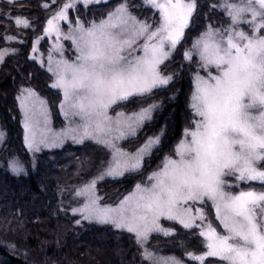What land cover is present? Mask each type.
I'll return each mask as SVG.
<instances>
[{
  "label": "snow or ice",
  "instance_id": "1",
  "mask_svg": "<svg viewBox=\"0 0 264 264\" xmlns=\"http://www.w3.org/2000/svg\"><path fill=\"white\" fill-rule=\"evenodd\" d=\"M92 2L69 0L47 21L45 33L54 32L59 38V21L68 19V10L78 3L87 6ZM146 3L159 13L154 30L128 15L122 4L108 20L88 28L78 23V31L65 37L72 40L78 54L71 62L59 60L54 68L49 67L56 77L52 87L63 90L65 115L79 117L83 123L52 133L45 102L25 89L27 95L20 98L25 110V142L29 149L39 150L41 144L59 146L71 134L76 142L95 139L112 150L108 168L77 193L88 196V203L73 209L82 213L83 219L126 229L142 243L151 232L171 234L158 223L165 217L179 221L185 228L201 229L205 252L186 253L196 261L214 257L219 264H264V191H225V177L264 185V35L260 34L264 32V0H240L239 4L224 0L220 7L227 12L230 27L221 30L209 26L184 53L185 59L191 60L192 52L197 51L200 66H213L215 74L209 71L207 76H196L191 107L197 118L192 128L184 130L175 158L166 157L163 166L149 177L154 181L151 187L136 185L135 191L116 207L98 203V180L139 169L143 157L160 142L159 136L149 137L134 154L124 152L114 142L135 135L152 119L155 104L131 115L117 113L115 118L108 115V109L169 83L172 77L163 75L159 66L182 40L196 7L195 0ZM16 23L31 26L21 18ZM241 23L250 26L251 34L239 29ZM142 38L143 43L137 47ZM5 54L0 52V61ZM49 61L51 64V55ZM10 167L16 173L23 170L16 159ZM209 203L221 231L213 227L205 213ZM197 204L201 207H195ZM198 220L207 223L198 224ZM143 256L152 264H183L175 257L161 258L147 250Z\"/></svg>",
  "mask_w": 264,
  "mask_h": 264
},
{
  "label": "trees",
  "instance_id": "2",
  "mask_svg": "<svg viewBox=\"0 0 264 264\" xmlns=\"http://www.w3.org/2000/svg\"><path fill=\"white\" fill-rule=\"evenodd\" d=\"M117 1L110 0L97 6L89 4L84 11L83 7L81 9L85 15L97 17ZM42 2L14 0L7 3L4 9L19 11L17 7H21V13L23 11L36 18L32 21L33 27L22 29L23 41L17 49L7 54L0 63V126L4 131L0 144V264H146L139 256L140 248L127 232L81 220L62 204L61 185L82 177L95 163L97 153L92 143L67 144L48 152L47 156L42 155L38 165L32 166L17 101L20 87H34L49 100L56 122L60 117L57 107L59 90L52 87L49 72L29 56L32 35L39 31L41 20L48 10L42 8ZM214 2L216 0H197L190 24L174 56L161 67L172 75L169 83L153 89L146 96H133L113 106L115 110H133L152 101L159 102L152 119L123 144L130 149L135 148L152 134H159L160 142L145 156L139 169L100 180L97 188L102 200L117 201L172 150L182 128L190 123L192 73L198 60L195 55L191 60L185 59L184 51L192 45L194 37L207 22H218L222 18L213 6ZM135 3L139 4V0L129 2L133 11L147 12L148 8L132 7L131 4ZM93 6H96L95 15H92ZM26 7H31V11ZM13 31L12 20L0 14V41H3V32ZM68 155L76 158L73 165L62 168V164L59 166L56 162L58 167L54 168L51 158H62L64 161ZM12 159L22 165L23 170L19 173L10 171L7 166ZM78 220L80 223H77ZM163 224L173 229L171 234H151L147 241L149 247L170 253L184 264H219L214 257H207L201 262L186 255L204 249L199 241H194L196 236L200 240L196 228L188 229L171 220Z\"/></svg>",
  "mask_w": 264,
  "mask_h": 264
},
{
  "label": "rangeland",
  "instance_id": "3",
  "mask_svg": "<svg viewBox=\"0 0 264 264\" xmlns=\"http://www.w3.org/2000/svg\"><path fill=\"white\" fill-rule=\"evenodd\" d=\"M13 1L14 0H0V14H3L7 18L11 19L12 24L14 26L13 32H3L4 33L2 35L3 41H0V52H6L4 57L7 54H9V53H11L17 49V46L19 45V43L21 41H23L22 29L28 28V27H23L22 24L18 25L16 23V19L21 18L22 20H27L31 25L30 27H33L34 25H33L32 21H33V19L36 18L35 16L26 15L27 13H25L23 11L21 13V11H20V10H22L21 7H17L18 9H20L19 11H17V10L12 11L13 8L7 9L4 11L6 4L9 2H13ZM107 1H110V0H93V2L89 3V4L97 6V4L104 3ZM128 1L130 2V0H119V1H117L110 8H108L106 11L102 12L101 15H99L97 17H92V16L90 17L89 15H85L84 12H82L81 7H83V11H84V9L89 4H87V6H85L82 3L76 4V6L74 8H70L68 10V12H67L68 19L59 21V27H60L62 35L59 38H57L56 33L53 32L51 34H46L44 29L47 27V21L49 19H51L52 16L57 11H59V9L65 3H68L69 0H43V2L41 3L42 8H46L48 10L45 9L46 13L41 20V23H40L41 25H40L39 31H37L35 34L32 35L31 45H30V50H29V56H30V58L34 59L37 63H39L42 67H44L49 72V74L51 76V85L55 82L56 77H55L53 72L49 71V67L51 66L54 68L56 61H59V60H67V61L71 62L76 58V56L78 54L77 49H76L75 45L73 44L72 40L65 38L67 36L72 35L74 32L78 31V29H77L78 23L85 28L90 27L93 23L99 24L101 21L108 20L109 15L112 13H115L116 9L119 8L122 4H124L127 7V14L130 15L131 17H134L136 21L143 22V23L150 25L152 30H154L155 27L158 26L159 21H160L159 13L155 8H153L152 6L147 4L146 0H139V4H136V3L131 4L132 7H134V8H138V7L148 8L147 12L145 14H141V13H137V12L133 11L131 9V6L129 5ZM223 2H224V0H216V2L213 3V6L215 7V9L219 13L222 14V18H220V21L218 20V22H215V21L214 22H207L206 26L202 29V31L196 37H194L192 45L187 50H185L184 53L186 51H189L192 49L193 43L201 36L202 33L206 32L209 29V26H211L213 29H221V30H224V29H227L230 27L231 20L228 16L227 12L222 7H220V5ZM229 2L239 4L240 0H229ZM196 3H197V0H195V4ZM44 5H47V7H44ZM96 6H93L94 12H92V15L97 14L95 12ZM26 8H27V10L31 11V7H26ZM191 18H192V16L189 19V24H190ZM245 18L248 19L250 17H245ZM238 27L240 30H243L248 34H251V28L249 25L241 23ZM260 34L264 35V32H261ZM5 37H13V38L7 39ZM142 43H143V38L137 42V47H139V45ZM34 49H35V51H34ZM175 50H176V48L172 51L171 55L164 61V63H168L167 61H169V59L174 56ZM136 54H141V53L137 52ZM50 55H51V64L49 61ZM192 55L196 56L198 62L195 66V71L192 73V81L193 82H192V90H191V95H190V109H191L192 116H191L190 123L182 128V131H181L179 137L177 138V140L175 141V143L172 147V150L169 153L165 154L161 158V160L158 162V164H156L149 172H147L146 175L141 180L134 183L130 187V189L127 192H125L117 201L108 202V201L102 200V197H101L102 195L99 193V190L97 188V183L100 181V180H98L96 185H95V194H96V196H98L100 198L98 203L101 206L116 207L126 196H128L130 193L135 191L136 185H138V184L143 186V187H151V184L154 181H151L149 179V177H151L154 172L158 171L163 166L166 157L175 158V149H176V146L179 144V142L184 138V130L186 128H192L193 127V121H194V119L197 118L194 116V112H193V109L191 107L192 95H193V92L195 91L196 76H197V74H199L200 76H207V73L209 71H211L213 74H215V68L213 66H209L207 69L200 66L201 61H200V57H199L197 51H193ZM4 57H3V59H4ZM2 61H0V63ZM163 64H161L159 66V71L165 76H171L172 77L171 74H167L166 72H164L161 69ZM163 86H165V85H163ZM25 89L31 90L32 92L35 93V95L37 97H39L40 100L45 102L44 108L46 109V112H47L48 127L51 129L52 133L59 134L63 130H66L69 128H75L78 125H81L83 123L79 117H72L71 115H68V116L65 115L64 109L62 108V104L64 103V93H63L62 89L57 88L60 92V100H59L58 106H57L58 110H59L58 117L59 116L60 117H59V119H57V122H56L55 117L52 114L50 104H49V100L47 99V97L44 95H41L38 91H36V89L34 87H32L30 85H24V86L20 87V89L17 93V101H18V106H19L20 113H21V124H22L23 130H24V142H25V136H26L25 110L22 107V101L20 98L22 97V95H27V93L23 92V90H25ZM131 97H133V96H131ZM152 104H155L157 107L159 106V102L152 101L146 105L140 106V107L133 109V110H123V109L115 110L116 109L115 107H114L115 109H113V106L115 105L114 104L108 109V115L113 117V118L116 117L117 113H124L126 115H131L134 112H139L141 108H147L149 105H152ZM153 111H152V113H153ZM0 133H3V137L0 138V144H1V142L4 138V131L1 128V126H0ZM131 136H133V135H129L124 139L115 140L114 142H115L116 146L121 148L124 152H127L129 154H134L140 147H142L144 145V143L147 141V139L149 137L159 136V134L149 135L141 144H139L135 148L130 149L127 146H125L123 144V142H125V140ZM77 139H79V137H77ZM84 142L92 143L95 146L96 153H97L95 163L93 164V166L88 171L85 172V174L82 177H80V178L78 177L76 179H73V180L67 182L66 184L61 185L60 194L63 195L62 198L64 199V200H62V204L64 206H66V208L68 209V211L71 214L78 215V217L81 220H85L87 222L95 223L98 225H104V226L110 227L112 229H117V230L127 232L132 237L135 244L140 248V255L139 256L146 261V264H152V262L150 260H147L144 258L143 253L145 252V250H147V251L153 253L155 256L161 257V258L175 257V256L171 255L170 253H166V252L162 253L161 251L154 249V248H151L147 245V241L149 240V237L151 234L158 233V234L165 235L163 232H151L146 241H144L142 243H138L135 234L127 231L126 229H118L110 223H107V224L106 223H99L94 219L93 220L83 219L82 213L73 212V209L82 208L86 203H88L87 194L78 195L77 193L80 192L91 180L99 177L108 168L109 163L112 160V150L109 147H106L103 144L97 143L95 139L85 138L82 143H84ZM82 143L74 141L71 138V134H68L64 138L63 143L60 144L59 146H56V147H47V146L41 144V145H39V150H34V149H29L26 142H25V145L28 149L30 159L32 162V166L35 167L38 165V162H39L42 155L47 156L48 152L56 151V150L64 147L67 144L73 146V145H80ZM144 158H145V156L143 157V160H144ZM66 159H67V161L68 160L69 161L64 162ZM66 159H64V161H63L62 158H60L58 160L51 158V161L54 164V168L55 167L57 168L58 165L60 166V164H62V166H61L62 168H67L68 166L73 165L72 162L73 161L75 162V160H76V158L72 157L71 155L66 156ZM12 160H14V159H12ZM12 160H10L7 164L10 171H12V169L10 167V162ZM143 160H142V163H143ZM56 162L58 165H56ZM12 172H14V171H12ZM127 172H129V171H127ZM127 172H125V173H127ZM14 173H16V172H14ZM119 176H121V175H119ZM106 177H113V176H105L104 178H106ZM115 177H118V176H115ZM225 179L228 182V186L225 188V191L231 192L233 194L238 193L241 190H244V191L254 190L257 192L264 191V185H262L260 182H237V181H235V179L233 177H225ZM195 207H201V205L197 204V205H195ZM205 213L208 216L209 220L211 221L213 227L217 228V231H221L222 230L221 226L215 218V211L211 207L210 203L205 207ZM165 220L169 221V219H166L165 217H161L159 219L158 223H159L160 227L165 229V230H170V232H172L173 229L170 226H166L165 224H163V222H166ZM171 221H176V220H171ZM176 222L178 224H180L181 226H183L181 223H179V221H176ZM197 223L198 224H205V223H207V221H199L198 220ZM196 229L198 230L197 233H198L200 240L196 236V239H194V241H196V242L199 241V244L203 245L205 242V238L201 237L199 235V232L201 231V229L200 228H196ZM205 250L206 249L204 248L202 252L197 251V252H190V253H193L194 255H201L205 252Z\"/></svg>",
  "mask_w": 264,
  "mask_h": 264
}]
</instances>
